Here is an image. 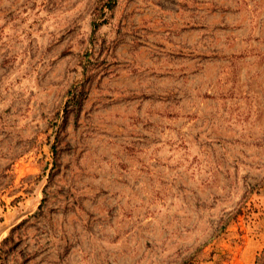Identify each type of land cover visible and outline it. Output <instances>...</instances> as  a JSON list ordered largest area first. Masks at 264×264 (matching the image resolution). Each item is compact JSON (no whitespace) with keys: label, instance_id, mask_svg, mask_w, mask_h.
<instances>
[{"label":"rangeland","instance_id":"obj_1","mask_svg":"<svg viewBox=\"0 0 264 264\" xmlns=\"http://www.w3.org/2000/svg\"><path fill=\"white\" fill-rule=\"evenodd\" d=\"M264 0H0V264H264Z\"/></svg>","mask_w":264,"mask_h":264},{"label":"trees","instance_id":"obj_2","mask_svg":"<svg viewBox=\"0 0 264 264\" xmlns=\"http://www.w3.org/2000/svg\"><path fill=\"white\" fill-rule=\"evenodd\" d=\"M264 252V251H263Z\"/></svg>","mask_w":264,"mask_h":264}]
</instances>
